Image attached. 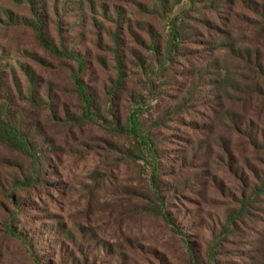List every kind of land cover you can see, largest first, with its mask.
Returning a JSON list of instances; mask_svg holds the SVG:
<instances>
[{
    "label": "trees",
    "instance_id": "trees-1",
    "mask_svg": "<svg viewBox=\"0 0 264 264\" xmlns=\"http://www.w3.org/2000/svg\"><path fill=\"white\" fill-rule=\"evenodd\" d=\"M197 1L155 0L156 7L149 13L159 14L168 23L169 32L161 47L157 45L153 31L149 30L154 51L152 59H146L133 48L123 50L127 48L122 38L125 23L120 9L116 8L117 17L110 22L115 27L111 35L117 76L107 90V113L110 114L117 105L129 82L131 68L125 64L126 52L137 59L147 94L130 98V115L124 124L113 114L108 123L129 132L131 124L136 122L154 161L149 176L154 204L168 230L182 245L183 264H264V0H241L255 19L247 15L246 19L234 12L236 0H203L202 5L195 8ZM27 3L32 20L26 24L38 45L51 56L76 66L72 74L73 87L83 113L87 112L93 121L95 118L107 121L101 115L95 88L88 84L91 77V74L86 76L90 71L89 52L75 48L84 35L66 36L63 23V19L72 18L71 24L67 25L72 32L90 23L101 36L106 28L90 16L95 11L94 1L27 0ZM206 9L214 13L216 22L206 17ZM192 12L207 33L189 23L188 15ZM7 16L9 24H21L12 13L7 12ZM232 16L233 19L236 16L246 19L247 25H256L257 35L253 39L247 38V44L240 43L235 36ZM51 24L56 26L57 41L49 34ZM138 43L145 45L139 37ZM180 59H184V72H181L184 67L178 71L173 68ZM3 60L0 56V146L21 155L26 161L22 165L9 158L0 160V201L10 213L9 217L0 219L6 235L20 242L34 264H132L133 260H126L119 250L86 237L84 232L76 236L61 230L60 224H45L35 216L33 219L40 221L38 227L26 229L23 222H17L16 219L23 217L26 209L31 207L20 194L51 185L47 173L48 158L60 150L43 132L41 112H51L60 122L79 123L83 117L70 118L53 85L38 75L32 66L20 61L15 65L3 64ZM176 73H181L178 78ZM174 79L182 82L174 88V94H167ZM161 80L167 88L153 106L154 89ZM197 103L201 105L199 107H206L212 116L205 117L203 123L191 124L196 131L193 138L186 139L183 133L170 136L173 140H181L183 148L175 150V157L171 158L175 160V166L167 169L171 172V182H162L164 169L160 158L167 157L168 152L161 151L159 141L162 136L163 139L170 137L163 135L161 130L167 129L172 121L188 117ZM145 110H153L155 114L146 118ZM201 132L207 136H199ZM139 153L143 155V151ZM204 158H215L232 173L235 179L229 188L221 185L211 172L207 174V170L180 176L181 170L190 171L194 165H199L195 169L208 167ZM5 165L12 167L14 172L3 171ZM205 174L221 193L228 190L226 202L218 204L222 213L216 218H207L199 208H173V201H182L198 187L201 192L205 190ZM109 254L114 257L111 263L107 260Z\"/></svg>",
    "mask_w": 264,
    "mask_h": 264
},
{
    "label": "rangeland",
    "instance_id": "rangeland-1",
    "mask_svg": "<svg viewBox=\"0 0 264 264\" xmlns=\"http://www.w3.org/2000/svg\"><path fill=\"white\" fill-rule=\"evenodd\" d=\"M93 1L95 11L90 16L95 17L106 28L101 36H98V31L90 23L82 25L73 32L67 27L71 24L72 18L63 19V23L66 36L84 35L78 40L75 48L84 53L89 52L87 61L90 71H87L86 76L91 74L88 84L95 88L99 96V107L101 115L107 120L105 122L97 118L93 121L87 112L83 113L82 104L73 87L72 74L76 66L51 56L38 45L33 31L26 24L32 20L27 0H0V56L4 59L3 64L15 65L17 61L26 62L38 75L53 85L61 99L62 107L69 112L70 118L83 117L79 123L71 120L60 122L53 118L51 112H41L39 117L43 132L53 141V144L59 146L60 150L48 158L47 173H49L51 185L44 188L38 187L28 194H20L31 204V207L26 209L23 217L16 220L23 222L26 229L38 227L40 221L33 219L35 216L40 217L41 222L45 224H60L61 230L72 232L76 236L84 232L86 237L90 236V239L105 242L111 246V249L119 250L126 256V260L129 258L133 260L132 264H183L182 245L168 230L154 204L149 182L154 161L145 139L140 135L135 121L131 124L129 132L113 128L108 121V118H111L110 114H113L121 124H124L130 115V98L147 94L143 76L137 68V59L126 55L127 52L125 64L131 68L129 82L117 105L111 113L109 111L110 114L107 113L106 107L107 90L117 76L113 53L114 41L111 35L115 27L110 22L112 18L117 17L116 8L120 9L122 22L125 23V34L122 38L127 48L123 50L129 51L133 48L146 59H152L151 53L154 52L151 49L152 34L149 30L151 29L155 34L154 39L157 45L163 47L169 32L168 23L160 18L159 14L149 13L156 7L155 0ZM202 1L198 0L195 8L200 7ZM244 5L241 0H236L233 11L246 19V15L255 19L256 16L249 13ZM7 12L20 19L21 24H9ZM105 12L109 17L105 15ZM206 12L208 14L206 17L216 22L214 13L207 9ZM224 17L227 18V16ZM246 19L239 16L233 19L232 16V30L242 44H247L246 39H253L258 32L256 25H247ZM196 20V14L189 13V23L207 33L208 30ZM54 30L56 26L51 24L49 34L57 41ZM138 37L145 41V45L138 43ZM183 67L184 59H180L173 68L178 71ZM184 70L186 67L181 72ZM17 73L24 80L21 72L17 70ZM179 74L176 73L177 78ZM181 82L180 79H174L171 83L173 87L166 93L174 94V88ZM166 88L163 87L162 80L156 83L153 106L161 100L160 96ZM198 104L194 105L195 108H191L188 117L170 122L169 127L162 129L161 133L169 137L181 136L183 133L184 138H193L196 131L192 129L191 124L203 123L205 117L212 116L206 107H199L201 105ZM143 114L147 118L153 116L155 111L145 110ZM202 132L199 136H207ZM159 142H161V151L168 152L167 157L160 158L162 169H164L162 182H171L169 181L171 172L167 169L169 166H175V160L171 158L175 157V150L183 148V145L181 140H173L171 137L163 139L162 136ZM142 151L143 155L139 153ZM2 158L15 160L22 165L26 164L21 155L0 146V160ZM206 161L208 167L195 169L199 165H194V169L190 171L181 170L180 176L188 172L199 173L201 170L205 172L207 170V174L211 172L221 185L229 188L230 182L235 179L232 173L215 158H209ZM2 170L14 172L9 165L2 167ZM207 174L203 176L204 182H207L204 191L201 192L198 187L195 193L187 194L182 201H173L171 206L173 208L183 206L187 210L199 208L203 210L207 218H216L220 215L222 208L218 204L226 202L225 194H228V190L221 193L216 183L207 178ZM237 184L234 182V186ZM4 207L0 201V219L10 216ZM30 223L34 225L30 226ZM52 256L55 255L52 254ZM113 258L109 254L107 259L109 263ZM0 264H34L20 242L8 237L1 225Z\"/></svg>",
    "mask_w": 264,
    "mask_h": 264
}]
</instances>
